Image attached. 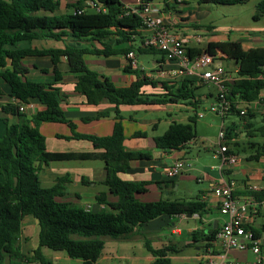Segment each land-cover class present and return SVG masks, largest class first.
Instances as JSON below:
<instances>
[{"label":"trees","instance_id":"trees-1","mask_svg":"<svg viewBox=\"0 0 264 264\" xmlns=\"http://www.w3.org/2000/svg\"><path fill=\"white\" fill-rule=\"evenodd\" d=\"M248 0H198L200 4L234 5L244 4ZM92 2L94 7L88 5ZM59 0H0V84L9 86L16 104L1 106L4 114L16 115L20 123L4 125L0 136V264H59L45 259L41 248L54 252H64L70 259L81 264H98L105 238L119 239L128 236L136 227L162 215L201 214L203 204L192 201L158 200L142 202L136 195L146 192L148 182H131L120 178V174L129 168L131 161L142 157L139 152L127 151L123 146L122 116L120 106L134 105H177L185 104L197 110L202 100L196 94L199 89L192 82L178 86L168 83H155L140 76L138 69H131L128 60L126 71H135L136 79L129 86L116 87L107 78L88 69L83 55L94 54L104 57L121 55L126 58L128 52L136 55L157 51L143 45L134 46L133 37L142 28L137 14L127 10L119 0H77L69 5L65 13H59ZM264 16V0L255 6L253 20ZM96 41L100 48H75L65 45L62 49H16L21 41L53 39L65 42V39ZM112 41V44L109 43ZM218 49L237 63L238 79L227 82L228 99L231 102L229 115L235 114L242 120L237 105L253 101L264 103L259 97L264 87V49L243 51L239 43H210L205 49L214 55ZM189 50V49H188ZM191 57L200 54L188 51ZM25 56H48L52 63L54 81L52 83L30 81L26 78L27 69L22 64ZM60 57H65L70 71L77 74L74 90L83 94L86 103L97 105L102 101L115 108V122L112 133L107 137L80 135L73 133L76 139L89 141L94 151L89 153L49 152L45 138L39 132L41 123H65L71 130L73 124L68 121L59 104V89L56 84L61 75L57 69ZM138 71V72H137ZM140 76V78H139ZM150 85H159L161 94H147L141 89ZM2 96L0 89V97ZM38 102L43 109L26 117L18 110V104L29 105ZM99 116L105 115L99 113ZM195 113L189 124L173 122L167 130L155 139L158 147L175 150L195 138L193 124ZM264 124V115H263ZM225 125L226 140L234 131ZM246 136L252 138L255 132L251 123L237 125ZM263 132L264 126L257 129ZM247 147L255 154L248 160H257L264 155V141H248ZM229 150V149H228ZM230 152V150H229ZM98 160L103 162L105 179L103 185L116 197L113 202L106 200L105 194L96 196L97 210H86L76 203L67 201L65 186L67 178H60L52 185L42 186L38 173L43 165L61 161ZM158 184V183H157ZM257 209L264 205V190L246 192ZM30 216L38 223V246L31 254H22L16 245L22 220ZM255 238H261L264 225L260 230L251 228ZM216 231L208 238L213 240ZM147 250L157 256L153 264H169L160 259L164 250H153L145 241ZM261 249L264 243L261 241Z\"/></svg>","mask_w":264,"mask_h":264},{"label":"crops","instance_id":"crops-1","mask_svg":"<svg viewBox=\"0 0 264 264\" xmlns=\"http://www.w3.org/2000/svg\"><path fill=\"white\" fill-rule=\"evenodd\" d=\"M67 1L60 2L59 13H65L66 8L77 0L65 3ZM119 1L124 7L137 8L139 4V0ZM147 2L159 9L162 23L167 30L186 39L187 48L190 51L201 53L210 43L230 42L239 43L243 51L264 49V16L258 20L252 19V24L233 31L232 28L217 25L211 17L216 6L221 4H200L198 0H147ZM147 35L148 31L145 28H140L138 35L133 37V45H143V40ZM109 43L112 44V41ZM65 45L86 49L100 48L99 43L91 41L89 38L88 40L66 38L65 42L53 39L21 41L16 44L15 48L62 49ZM141 54L156 55L154 58L146 59L145 68L142 66V62L137 61V69L141 72V77H146L155 83L164 82L168 85L178 86L189 81L199 89L204 87L205 90L200 92L198 89L196 91L202 100L196 111H201L200 108L207 107L214 101L215 89L211 85V89H209V85L200 83L201 68H193L185 73L176 74L179 69L178 65L167 60L163 54L161 55L157 51ZM213 57L210 67H222L221 65H223L222 68L227 74V82L239 78L237 63L232 58L218 49L215 50ZM83 60L88 69L107 78L116 87L129 86L138 79L135 71L125 70L127 61L124 56L104 57L86 53L83 55ZM22 64L27 69L26 78L28 80L45 83L54 81L53 66L48 56H25L22 59ZM57 69L61 75L60 81L56 84L59 89V104L65 118L73 124L74 129L71 130L65 123H41L38 129L45 138L46 150L71 153L93 152V146L89 141L76 139L72 134L110 136L115 122V108L105 101L97 105L86 103L83 94L74 90L77 74L70 71L65 57H60ZM0 89L2 93L0 119H5L8 123H20L21 119L16 115L2 112V105L16 104L17 102L10 97L11 90L8 85L1 82ZM141 91L147 94L162 93L159 85L156 87L146 85ZM259 97L264 99V87L260 90ZM30 104V107L26 108L24 112L27 118L43 109V106L36 101H31ZM236 107L238 110H246V113L248 110L249 113L242 120L235 114L224 118L237 116L238 122L230 121L225 124L223 121L224 125L229 127L231 124H234L232 128L236 126L231 136L225 141L230 152L240 159L235 165H222L218 159L213 158L217 141L216 147L214 144L207 148L204 147L203 153L195 144L196 137L175 150L157 146L155 139L161 136L170 124L173 122L190 123L189 120L196 111L189 105H134L118 108L122 116L124 148L142 155L138 160L129 163V168L120 174V178L125 181L149 183L145 187L146 192L136 195V198L142 202L192 201L203 204V207L201 214L162 215L134 228L126 237L116 240L105 238L101 256L97 261L98 264H153L157 256L147 250L145 241L153 250L163 249L164 256L160 259L168 260L169 264H202L209 259L220 260L223 250L220 243L215 240L216 235L213 240L208 241V238L214 231L217 233L226 220V217L219 212L220 199L211 192L214 186L223 182L232 184L233 196L239 202L248 203L250 229H261V226L264 225V205L257 209L256 204L252 203L251 198L245 196L244 193L264 190V155H261L257 160H248L249 156L255 154V150L247 147L248 141H264V131L257 130L264 126L262 121L264 103L259 101L249 104L240 102ZM99 113L105 115L99 116ZM205 114L210 113L205 112ZM210 115L217 117L213 114ZM202 118L196 117V120ZM246 122L251 123L255 131L252 138L247 137L246 132L243 129L240 131L237 126ZM3 132L4 125L0 122V136L3 135ZM176 160H182L188 165L183 167L178 176L169 179L165 176V171ZM70 162H79L80 165L53 166L55 163L69 164ZM60 178H67L69 181L65 186L64 199L76 203L86 210L98 209L96 196L99 194H105L108 202L116 200V197L111 195L102 184L105 179V170L101 161L50 162L43 165L38 173V179L45 187L52 185ZM192 184L195 186L192 187ZM24 218L16 245L22 254H31L38 246L39 227L37 229L38 223L35 219H33L34 222ZM263 235L264 233L261 232V237ZM50 251L46 247L41 248L43 257L52 263L81 264L80 260L70 259L64 252ZM262 251L264 252V249ZM249 254H251L250 258ZM225 259L236 263L253 264L256 257L251 251L231 249L226 253Z\"/></svg>","mask_w":264,"mask_h":264},{"label":"built area","instance_id":"built-area-1","mask_svg":"<svg viewBox=\"0 0 264 264\" xmlns=\"http://www.w3.org/2000/svg\"><path fill=\"white\" fill-rule=\"evenodd\" d=\"M60 2L62 0H59ZM88 5L94 7L92 2ZM132 13L138 15L141 20L142 28L148 31V35L143 40V46L152 48L163 53L164 57L175 62L179 69L176 74H182L193 68H201L200 83L211 85L215 89L214 101L210 103L205 111H196L195 116L202 118L205 112L213 114L221 119V124L217 134V148L213 158L220 161L222 165H235L239 162V157L229 152L225 145V125L223 119L229 115L231 102L228 99V90L226 88L227 74L220 67H210L213 61V55L204 50L197 56L191 57L187 48L186 39L171 33L163 25L160 11L157 7L151 5L147 0H139L137 8L125 7ZM131 69H137V56L133 51L126 55ZM29 105L18 104V110L25 112ZM240 115H245L246 110H239ZM188 165L182 160L174 161L165 171V176L169 179L175 178L180 174L183 167ZM213 195L220 199L219 212L226 217L220 230L216 233V241L220 243L223 255L220 260H207L202 264H250L236 263L225 259V255L231 249L238 251H251L256 260L253 264H264V252L261 249V241H264V235L261 238H255L249 225V216L247 202H239L233 196L232 184L222 183L211 189Z\"/></svg>","mask_w":264,"mask_h":264},{"label":"rangeland","instance_id":"rangeland-1","mask_svg":"<svg viewBox=\"0 0 264 264\" xmlns=\"http://www.w3.org/2000/svg\"><path fill=\"white\" fill-rule=\"evenodd\" d=\"M70 0H68L65 3H69ZM259 0H251L250 2L244 3V4H235L231 6L226 5H217L215 12H212L211 17L216 21V24L219 26H226L229 28H232L233 31L245 28L248 25L252 24V16L255 13L254 5ZM156 55L152 54H140L137 57V61L140 63L142 62V66L146 67V59L148 58H154ZM140 65V64H139ZM141 66V65H140ZM223 67V65H221ZM209 89H211V86L209 85ZM205 90L204 87H201L199 91ZM207 104V103H206ZM205 107L200 108L201 111H204ZM224 123H228L230 121L238 122L239 119L237 116H229V118L223 120ZM220 126V118L214 117L210 114H205L202 119H198L195 121L193 128L195 133V144L200 149V151L203 153V148L209 147L211 144H214L216 147V141H217V133ZM76 163V164H72ZM59 165L71 167L72 165H80L79 162H70L69 164L63 163H55L53 166L59 167ZM195 186V184H192V187ZM24 219H29L35 222L32 217H25ZM22 224H24V220L22 221ZM38 229V226H37ZM51 252V251H50ZM65 255V254H64ZM251 254L248 255L250 258ZM256 257V256H255Z\"/></svg>","mask_w":264,"mask_h":264},{"label":"water","instance_id":"water-1","mask_svg":"<svg viewBox=\"0 0 264 264\" xmlns=\"http://www.w3.org/2000/svg\"><path fill=\"white\" fill-rule=\"evenodd\" d=\"M263 243H264V241H263Z\"/></svg>","mask_w":264,"mask_h":264}]
</instances>
